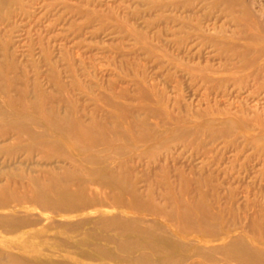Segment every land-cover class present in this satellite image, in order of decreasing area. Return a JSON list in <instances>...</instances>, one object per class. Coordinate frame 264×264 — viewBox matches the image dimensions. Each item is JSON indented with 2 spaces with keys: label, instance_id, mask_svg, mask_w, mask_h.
Wrapping results in <instances>:
<instances>
[{
  "label": "bare ground",
  "instance_id": "1",
  "mask_svg": "<svg viewBox=\"0 0 264 264\" xmlns=\"http://www.w3.org/2000/svg\"><path fill=\"white\" fill-rule=\"evenodd\" d=\"M147 1L150 12H157L165 22L176 21L178 30L192 27L198 16L196 0ZM208 2L210 11H221L230 19L234 25L231 34H224L223 29L204 33L192 24L194 33L175 38L174 43L181 48L197 37L201 46H214L221 53L232 51L230 55L238 58L240 68L252 67L248 76L264 85V62H260L264 15L246 0ZM21 3L0 0V20ZM167 8L185 10L186 15L169 16L164 13ZM60 12L59 18L65 14L63 9ZM146 19V28H150L153 21ZM117 23L121 32L144 42L147 53L160 63L168 60L182 65L206 81L230 79H213L207 71L212 68L209 63L185 62L178 53L151 43L147 30ZM40 47L47 48L43 42ZM9 48L4 53L12 51ZM7 63L6 58L0 60V72ZM12 83L0 82V264H183L187 250L208 262L214 261L217 253L225 263L264 264V211L255 209L254 199L246 198L245 204L236 201L235 208L230 196H226L227 203H219L214 182L221 180L222 174L207 166L223 157L209 158L214 149L202 141L209 138L214 146L221 142L223 150H235L232 163L250 144L262 145L263 150L259 147L258 151L263 154L264 120L254 122V116L239 112L241 108L231 112L211 105L194 109L188 104L183 111L170 110L164 99H155L154 82H137L134 102L125 103V96L116 92L98 93L100 108L105 110L107 105L111 109L85 118L70 93L60 98L65 105L62 108L39 82L35 84L37 95L24 82L15 90ZM188 136L190 141L185 139ZM175 141H183L182 152L191 149L193 160L200 158V164H187L184 170L179 153H158ZM20 153L24 154L20 159L5 158ZM34 155H38L35 160ZM170 161H174L173 169H164ZM150 163L156 178L152 174L133 177L134 170L146 172L149 169L144 166ZM157 170L162 172L160 178ZM152 179L167 186L177 182L178 190L168 187L162 204L157 205L150 198ZM142 181L146 183L143 188L138 185ZM236 208L242 209L243 216ZM217 240L221 241L215 243Z\"/></svg>",
  "mask_w": 264,
  "mask_h": 264
},
{
  "label": "rangeland",
  "instance_id": "2",
  "mask_svg": "<svg viewBox=\"0 0 264 264\" xmlns=\"http://www.w3.org/2000/svg\"><path fill=\"white\" fill-rule=\"evenodd\" d=\"M21 1L20 7L15 6L12 14H7L3 21L0 20V60L6 58L8 62L3 72H0V82H13L14 90L21 82H24L30 91L36 93L38 89L36 90L35 84L39 82V87L50 96H54L55 102L62 108L65 105L60 98L70 93L76 99L77 108L85 113L86 118L93 113L100 115L106 109H111L107 105L105 110L100 108L97 103L98 93L116 92L125 96L127 99L124 100L125 103L134 102L137 100V82H154L157 90L155 99H164L170 110L183 111L188 104L194 109L211 105L221 110L230 109L231 112L241 108L242 112H239L254 116V122L259 119L264 120V85L259 86L258 80L252 78V75L248 76L252 67L240 68L238 58L230 55L232 51L221 53L214 46H201L197 37L188 39L181 48L174 43L175 38L194 33L192 24H197L204 33L216 34L223 29L224 34H231L234 25L230 19L221 11H210L208 0L195 1L194 9L198 16L193 19L192 27L183 31L178 30L176 21L165 22L164 18L157 15V12H150L148 8L150 4L147 0H61L64 1L61 4H56L59 0ZM65 2L66 7H64ZM246 3H249L255 12L264 15V0H246ZM79 8L82 9L81 12L77 11ZM61 9L65 14L59 18L58 13H61ZM164 13L169 16L186 15L185 10L171 8L165 9ZM146 18L153 21L150 28H146ZM117 21L136 26L143 32L147 30L151 43H154L157 48L168 49L172 54L178 53L185 62L209 63L212 68L217 69L216 71L212 68L207 70L213 79L226 77L230 79L227 82L226 80L206 81L182 65L176 66L168 60L160 63L156 56L153 57L147 53L143 47L144 42L140 43L127 31L121 32V24L119 25ZM160 30L162 33L158 36ZM40 42L46 45V50L41 49ZM8 46L13 52L4 53V49ZM260 62H264V56ZM234 63L237 66H233ZM56 82H64L65 89L59 87ZM49 103H52L51 99ZM186 113L187 111L184 115ZM254 124L257 126L256 123ZM185 139L190 141L192 137ZM199 139L194 138V141L197 142ZM208 139L203 138L202 141L214 149L210 152L209 158L212 155L223 157L220 162L207 166V169H213L222 174L221 180L214 182L215 190L219 192V203H227L226 196L232 198L229 199L233 200V207L236 201L239 204H245L246 198L254 199L257 204L255 209L264 211V153L258 151V148L261 149L263 146L256 147L250 144L238 160L232 163L230 159L235 158V150H223L221 142L215 143L216 146H214ZM183 143V141H175L168 148L158 150V153L161 156L165 153L170 156L179 153V164H183V169L187 170V164L199 165L200 158L193 160L195 156H192L191 149L182 152ZM23 156L24 154L20 153V155L5 158L13 160ZM37 157L38 155H34L33 160ZM170 163L164 169L169 166L173 169L174 161ZM144 167L149 170L146 172L144 170L142 173L134 170L133 177L152 174L156 178L153 163ZM156 174L160 178L162 172L157 170ZM145 184L144 181L138 183L141 188ZM178 185L177 182H169L167 186L166 182L152 179L148 185L151 200L161 205L165 198V190L170 187L177 191ZM229 191L232 193L228 194ZM121 209L118 210L121 211ZM100 210L106 209L101 207ZM118 210L114 209V211ZM35 211H39V208ZM124 211L127 214L132 213L128 209ZM236 211L243 216L242 209L236 208ZM155 215L147 214V217ZM1 235L0 230V237ZM220 241L217 240L215 243ZM186 254L188 258L183 264H237L233 260L225 263L217 253L212 262L194 255L190 250H187ZM124 263L116 262V264Z\"/></svg>",
  "mask_w": 264,
  "mask_h": 264
}]
</instances>
